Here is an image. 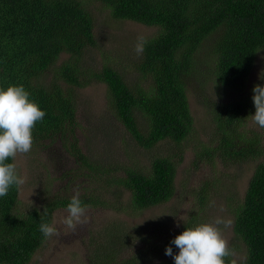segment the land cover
<instances>
[{"label": "trees", "instance_id": "obj_1", "mask_svg": "<svg viewBox=\"0 0 264 264\" xmlns=\"http://www.w3.org/2000/svg\"><path fill=\"white\" fill-rule=\"evenodd\" d=\"M92 1L107 8L114 20L158 29L147 39L136 65L148 87L131 85L113 64L101 68L86 65L99 42L97 20L84 1L0 0V89L22 85L30 100L46 113L33 129L35 143L60 141L81 167L98 171L100 166L92 164L79 145L77 98L79 89L102 83L108 88L117 118L140 148L154 151L163 144L171 145L164 153L158 152L149 170L127 167L120 173L108 169V187L80 195L83 205L122 212L128 206L122 190L130 192L129 205L138 211L175 197L177 166L183 159L184 144L194 132L188 96L191 77L198 81L197 91L209 107L215 128L211 143L200 154L212 164L224 165L263 155L264 129L254 125L250 116L255 114L252 90L264 86V74L254 86L249 80L257 60L264 58V0ZM63 54L68 58L57 65ZM51 70L54 80L46 83L44 78ZM210 83L215 84L221 100H229L214 101V95L206 92ZM109 192L111 199L104 196ZM209 192L206 183L199 192L202 210ZM44 196L39 207L25 214L16 210L19 190L15 186L0 198V264H30L47 240L39 231L41 223L52 224L54 211L66 209L72 198ZM233 212L235 236L248 251L246 261L235 264H264V161L258 164L244 200ZM199 223V214L193 213L183 228ZM110 225L90 243L91 264L116 263V242L123 247L126 235L118 223ZM232 261L229 257L226 264ZM163 264H174V260Z\"/></svg>", "mask_w": 264, "mask_h": 264}, {"label": "rangeland", "instance_id": "obj_2", "mask_svg": "<svg viewBox=\"0 0 264 264\" xmlns=\"http://www.w3.org/2000/svg\"><path fill=\"white\" fill-rule=\"evenodd\" d=\"M82 1L97 20L99 42L98 48L91 52V60L86 61V65L95 64L101 68L105 64H113L131 85L148 87V80L136 68L141 54H136L134 46L138 36H144L147 40L155 35L158 29L132 21L114 20L101 3ZM67 58L68 55L63 54L57 65H61ZM54 74V70L47 73L44 78L46 83L54 80ZM263 74L264 58L261 57L251 73L249 85L254 86L260 82ZM198 88L197 79L191 77L188 96L194 117V132L185 142L183 159L177 166L175 197L166 204L138 211L129 205L130 192L122 190L123 202L128 204L122 212L100 207L88 208L90 222L77 225L75 230L58 223L60 218L66 215L65 209L55 210L53 222L57 221L55 227L61 235L47 239L30 264H91L89 246L94 242L93 237L112 223L113 226L118 223L123 227L126 235L122 240L123 247L116 242L119 249L115 264H123L126 260H136L135 264H163L173 260L165 255V249L173 246L169 243L183 232L184 224L193 213L199 214V224L213 222L216 218L230 220V227L220 225V228L234 251L231 258L235 263L246 261L247 248L234 233L233 211L244 200L258 164L264 161V141L263 155L252 161L236 165L210 163L207 156L200 153L211 143L215 128L209 117V107L205 106ZM207 89V93L214 95V101L229 100L220 99L216 94L215 84L210 83ZM77 119L76 134L80 148L92 164L100 166L99 170L81 167L60 141L34 142L28 154L17 156L14 161L18 174L26 178V183L19 189L16 210L20 213L25 214L31 208L39 207L44 195L73 196L74 190L77 189L80 195L103 190V187H108L106 180L111 178L107 174L108 169L114 168L120 173L127 167L149 170L152 159L158 152L164 153L167 148H171L170 144H163L154 151L140 148L117 118L108 88L102 83H91L78 90ZM94 171L98 172L96 177L93 176ZM206 183L210 184L209 199L202 210L199 206V192ZM111 187L118 190V187ZM104 196L111 199L112 195L110 193ZM172 249L174 255L178 254L179 250L175 246ZM112 250L116 252V248Z\"/></svg>", "mask_w": 264, "mask_h": 264}, {"label": "clouds", "instance_id": "obj_3", "mask_svg": "<svg viewBox=\"0 0 264 264\" xmlns=\"http://www.w3.org/2000/svg\"><path fill=\"white\" fill-rule=\"evenodd\" d=\"M146 43L144 36L137 37L134 46L137 55L143 53ZM252 91L255 114L250 117L254 125L264 129V86L256 85ZM29 97V92L22 85L0 89V198L7 196L13 186L19 190L26 183V178L18 174L16 164L7 161H15L17 156L31 151L34 143L33 129L46 115ZM74 191L65 209L66 215L58 221L72 230L77 225L90 222L87 215L89 206L82 204L79 190ZM44 214H47L46 208ZM56 223H41L39 231L45 239L61 235L55 227ZM231 223L230 220L216 218L213 222L186 228L170 242L179 250L178 254L174 255L172 247L168 246L165 255L172 257L174 264H226L227 258L232 257L234 251L224 238L220 225L227 228ZM232 264H235L234 260Z\"/></svg>", "mask_w": 264, "mask_h": 264}]
</instances>
